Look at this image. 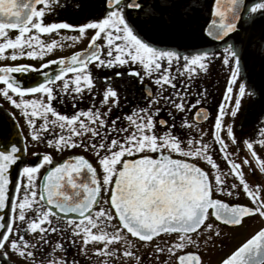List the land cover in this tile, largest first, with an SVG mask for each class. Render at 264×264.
<instances>
[{
    "label": "snow or ice",
    "instance_id": "obj_1",
    "mask_svg": "<svg viewBox=\"0 0 264 264\" xmlns=\"http://www.w3.org/2000/svg\"><path fill=\"white\" fill-rule=\"evenodd\" d=\"M213 3L214 7L209 5L213 18L201 22L202 10L192 0H0V61H41L39 66L0 64L4 85L0 95L23 112L31 141L46 142L61 152L81 148L95 160L76 154L55 161L51 153H33L38 160L29 162L23 159L29 137L18 146L11 132L0 131V212L7 210L0 216V258L11 252L30 264H79L66 254L57 259L43 252L52 234L60 232L62 239L69 234L78 238L68 241L77 246V255L87 256L92 246L95 256L103 257L102 261L94 258V264H114L117 257L141 264L133 239L151 246L150 255L158 264H204L201 237L207 244L221 235L215 221L240 226L248 217L264 219V182L249 181L244 172L247 165L250 174L257 176L254 160L264 175V157L257 151V147L264 149V81L242 76L252 44L264 45V25L257 31L264 0H252L250 7L245 0ZM242 6L251 19H244ZM50 16L55 18L49 20ZM10 30L16 34L10 35ZM61 30L77 32L67 38L74 41L87 35L88 47L70 56L45 59L64 47L65 37L50 41L42 37L59 36ZM237 34L239 41L233 39ZM213 42L225 46L219 51L204 47ZM217 59L228 66L229 77L224 100L206 132L199 123L211 115L200 107L207 98L205 90L192 97L191 88L198 87L194 81L201 73L206 75ZM121 67L124 70H115L112 76L93 75L94 68ZM16 73L35 77L36 82L24 86ZM113 77H128L127 87L137 90L145 106L118 115L115 110L123 103L121 84ZM145 78L154 89L144 87ZM61 93L71 97L70 113L53 106ZM85 93L88 100L99 95V106L80 108ZM26 94L40 98L25 99ZM245 111L252 112L260 127L250 137H237L233 123L226 124L225 118L234 120ZM209 135L229 173L221 171L213 145L205 140ZM229 143L238 151L247 149L242 159L229 152ZM227 175L237 182L228 183ZM217 193L235 197L243 193L249 203L227 202ZM29 233L35 235V243ZM121 243L122 253L117 247ZM57 249L67 253L59 241L51 251ZM219 264H264V226Z\"/></svg>",
    "mask_w": 264,
    "mask_h": 264
},
{
    "label": "flooded vegetation",
    "instance_id": "obj_2",
    "mask_svg": "<svg viewBox=\"0 0 264 264\" xmlns=\"http://www.w3.org/2000/svg\"><path fill=\"white\" fill-rule=\"evenodd\" d=\"M192 2H196L198 7L201 8L202 10V19L201 22H203V18H208L210 17V12H209V5L213 4V0H192ZM252 0H246L245 4H247L250 7ZM244 19L247 21L249 19H251V17L248 15L247 11L242 12ZM55 17L50 16L49 20L54 19ZM94 18V17H93ZM83 22V21H81ZM261 25H264V17H259L257 19V31H259V27ZM16 34L15 30H10V35L14 36ZM91 34V30H88V35ZM78 35L77 32H73L70 30H61L59 36L55 33L51 34V35H45L42 38L45 41H50L51 39H59L60 36L65 37L64 40L61 41V43L64 44V47H58L57 49H55V51L53 53H49L45 59H55L58 56H70L73 52L79 51L81 49H84L88 46V36L86 35L84 38H82L81 40L78 41H74L71 39H67L68 37H72V36H76ZM240 38V34L236 35V39L237 41H239ZM259 37L257 36V41H258ZM211 44H216L217 47L219 48V50H222L223 47L225 46L222 42H213ZM164 46V45H162ZM171 46H175V45H171ZM218 50V51H219ZM41 63L40 60H35L32 58H20L17 59L16 61H12L10 59H6L3 61H0V64H35L36 66H39V64ZM224 66V69L222 71V74L225 77H229V68L228 66ZM53 68H55V66H52ZM50 70H52V68H49V72ZM115 70H119V71H123L124 68H118V69H93V75L97 78L103 76L105 73L108 74L109 76H112L113 71ZM17 81L24 84V86H32L35 82L36 79L35 77H31V76H26L25 74L22 73H16L14 74ZM242 76L245 77V79H247L249 76H252V78L255 81H258V77L264 76V45H260L257 42H254L251 46V52L247 58V63L245 65V67H243L242 69ZM114 80H118L119 83L121 84V92L128 94H131V99H130V103L134 104L135 107H141V105L143 104L144 100L142 98L139 97V94L137 92V90L135 88H128L127 87V81H128V77H125L123 80H119V78H115L113 77ZM200 82V81H199ZM145 84H149L148 82H144ZM150 85V84H149ZM4 85L2 83H0V87H3ZM151 86V85H150ZM152 88V86H151ZM226 85L221 86V88L219 89V95L217 93H215V95H213V92H208L210 93V95H207V92L205 90L206 96L207 98L210 100L208 101V103H202L200 107H205L208 109V112L211 113L209 120L208 121H202L200 122L201 125L206 126L207 128L210 129L211 124L214 122L213 121V117L216 115L217 112V106L219 103H221L224 100L223 97V93L225 91ZM100 91H102L101 88H97V92L99 93ZM11 94V93H10ZM66 94L61 93L60 94V99L58 101L54 100L53 101V106L56 107L59 111L63 112L65 110H68V112H71V109L69 107L68 104V99H71L70 96H68L67 98ZM19 99L18 97H14ZM25 99H33V98H37L39 99L40 96L39 94H26V96L24 97ZM99 95H97L95 97L94 100H88L87 99V93H85V99L83 101H80L78 103V106L80 108H84L86 106H90L91 104L95 103L97 106H99ZM61 105H63V107H61ZM122 107H125L123 105V103L120 105L119 109H122ZM102 111L104 110L103 108L101 109ZM12 114H15L14 116ZM52 117L49 116V119H51ZM26 117L23 115V112L19 109H16L8 100L7 98L3 97L2 95H0V131L4 132V133H8L11 132L12 133V140L15 142H17L18 146H22L24 144V137H29L28 140V148H27V152L24 154L23 159H25L26 161L29 162H36L38 160V157L33 155V153H39V154H44V153H51L54 160L55 161H62L64 159H66L67 157H69L70 155H76V154H82L85 155L86 157H88L89 159H93L92 155L85 151L84 149L81 148H76V149H67L64 151H57L54 148L50 147L46 142H34L31 141L30 139V135H29V129L27 127V123H26ZM40 121L37 120V124H39ZM225 123H233L234 125V130L235 133L237 135V137H250L252 136L253 132H250L249 134L246 133H241L239 132V129L241 128L240 125L242 124H246L249 125V127L251 129H257L260 127L259 121L256 120L252 114V112L250 111H245L244 115H239L237 116V118H235L233 120V118L226 117L225 118ZM15 124V127H14ZM51 129H49V133L47 134L49 138H51ZM60 129L57 128L56 132L59 134L60 133ZM66 134V133H65ZM258 138V137H257ZM206 142H210L213 141L211 136H207L205 138ZM217 146L215 145V143L213 142V154L214 157L217 159V162L220 164L221 166V171L223 173H229L230 169L228 166H226L225 164V158L222 154H220L217 150ZM229 152L230 153H234L235 154V158L242 159L243 154L245 152H247V149H244L243 151H238L237 148L235 146H233L231 143H229ZM257 151L260 153V155L262 157H264V149L257 147ZM249 157L251 159V156L249 154ZM93 163H95V160L93 159ZM252 164L253 166L257 169V176H252L250 174V170L249 167L247 165L244 166V172L246 174V178L249 181H252L254 183H260V182H264V175L259 173L258 170V165L256 164V162L254 160H252ZM201 166H203V164H201ZM47 165H45L44 168L41 169L40 172V176L37 178V185L39 186L41 184L42 178L44 176L45 171L47 170ZM16 175V168H13L12 171V176L15 177ZM226 181L228 183H232V182H237L233 176L231 175H227L226 176ZM225 187H227V184L225 185ZM218 198L224 199L227 202H235V203H244V204H248L249 201L248 199L243 195V193H241V195L239 197H235V196H227L224 193H217L216 194ZM33 213L30 211L29 215H32ZM214 219V218H213ZM55 222V221H54ZM218 226H219V230L221 232V235L219 236L222 241H218L217 239L219 237H216V242L220 243L222 245L219 246H215L213 249H211V251L209 253H204L202 251L201 255L203 256V260H204V264H218V262L227 254L229 253L231 250H233L236 246H238L249 234H251L253 231L257 230L259 227H261L264 224V219H262L260 216L256 215V216H252V217H248L246 218L242 225H240L242 227V231L238 234H232V235H227L224 233L223 230H221L223 228H232V227H240V226H230V225H225L219 221H215ZM17 223H19L17 221ZM63 223V222H61ZM21 234H23V225H21ZM29 237H31L32 242L35 243L36 242V237L34 234L29 233L28 234ZM63 234L58 232L56 234H52L51 240L49 241V244L47 246V248H43V252L45 253L46 256H50L52 258H59L62 255H67L70 258H74L76 259L79 264H94V258H95V254H94V249L92 248V246H89V252L87 256H84L83 253H80L79 255H77V246L75 244H69L68 241L71 239H78V238H73L71 236V234H69V236L67 238L62 239ZM61 242L64 243L67 247V253H65L63 250L57 249L55 252H52L51 250L54 248L55 243L56 242ZM163 242L167 243L168 242V237L165 236L163 237ZM154 243L156 244H160L162 243L161 240H156L154 241ZM139 251H138V255L141 256V264H158V262L156 261V259L150 255V253L152 252V247L149 246L148 244H141L139 242ZM206 250H209L207 247H205ZM39 256V253L37 254ZM167 254H165L166 256ZM5 260H7L9 263L11 264H30V262H27L24 258L18 257L17 255L9 252V256L7 258H3ZM163 259V257L161 258Z\"/></svg>",
    "mask_w": 264,
    "mask_h": 264
},
{
    "label": "rangeland",
    "instance_id": "obj_3",
    "mask_svg": "<svg viewBox=\"0 0 264 264\" xmlns=\"http://www.w3.org/2000/svg\"><path fill=\"white\" fill-rule=\"evenodd\" d=\"M233 39L235 40L236 36H234ZM172 47H175V46H172ZM204 47H206L207 49H209L211 51H218L219 50V48L217 47L216 44L209 43V44L205 45ZM223 69H224V66H223V63L220 59H217L214 62H212V64L209 67L208 73L206 75L204 73H201V77L198 80L194 81V84L198 85V87L194 86L191 88L192 97H196L197 92L201 89L206 90L207 95H210V93H208V92H213L212 93L213 95H215V93H217L219 95V89L221 88V86L226 85V81L228 79L227 77H225L222 74ZM261 81H264V76L258 77V81H256V82L259 83ZM144 82H148L152 86L153 89L155 88V85L151 84V82L148 80V78H145ZM125 97H127V99H125ZM131 98H132L131 94L127 95L126 93L122 92L121 99H122L123 105L125 107H122V109L117 108L115 110L118 115L119 114H130L129 113L130 107L136 108L134 104L130 103ZM208 101H210V100L208 98H206L202 103H205V102L208 103ZM143 106H145L144 102L141 105V107H143ZM168 111L174 112V110L171 108H169ZM162 114H164V113H162ZM165 118H167V117L165 116ZM189 118L190 119L192 118L191 113H189ZM176 119H177V123H179L180 122V115L179 114H176ZM125 123H127V122L125 121ZM200 126L204 131H206V132L209 131V129L207 128V125L204 126V125L200 124ZM240 127L241 128L239 129V132H241V133L249 134L250 132L254 131L253 129H251L249 127V125H246V124H242V125H240ZM192 135H194V136L196 135L194 130L192 132ZM197 138H199V137H197ZM208 143L213 145V141H210ZM201 164H203V163L201 162ZM221 228H222L221 230H223L224 233L227 235L238 234L242 231L241 226L240 227H232V228H223V227H221ZM109 231H111V228H109ZM204 239H206V237L202 236L201 237L202 246L200 249V251H202L204 253H209L211 251V249H213L215 246L222 245V244L216 242L217 240L222 241V239L220 237L217 240H216V237H213L212 240L209 241L207 244H203ZM133 244H135V248L133 250L138 255L139 242L136 241L135 239H133ZM117 247H119L120 252L122 253L124 250L123 243H121ZM205 247H207L209 250H206ZM102 260H103V257L95 256V261H102ZM114 264H135V260L131 259V258L117 257L116 260L114 261Z\"/></svg>",
    "mask_w": 264,
    "mask_h": 264
},
{
    "label": "water",
    "instance_id": "obj_4",
    "mask_svg": "<svg viewBox=\"0 0 264 264\" xmlns=\"http://www.w3.org/2000/svg\"><path fill=\"white\" fill-rule=\"evenodd\" d=\"M245 2H246V0H245ZM212 6L214 7V3L212 4ZM243 6H242V12H243ZM213 17L210 15V17H209V21L212 19ZM88 47V46H87ZM86 47V48H87ZM86 48H84V49H86ZM59 66H55V68H58ZM52 70H50V72H51ZM144 87L145 88H151V86L149 85V84H145L144 85ZM200 122H202V121H200ZM12 142H14L13 140H12ZM15 143H17L16 141H15ZM0 147H3V144L2 143H0ZM68 158V157H67ZM12 171H13V169H12ZM42 180H43V178H42ZM42 182V181H41ZM7 213V210H5L4 212H0V216H3V215H5ZM262 226H264V224L262 225ZM0 231H2V229H0ZM0 264H11V263H9L8 261H6L5 259H3V258H0ZM219 264V263H218Z\"/></svg>",
    "mask_w": 264,
    "mask_h": 264
}]
</instances>
